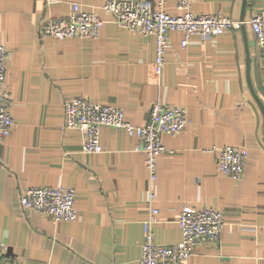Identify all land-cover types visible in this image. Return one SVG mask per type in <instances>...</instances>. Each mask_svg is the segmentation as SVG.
I'll return each mask as SVG.
<instances>
[{
  "label": "crops",
  "instance_id": "0c3cea01",
  "mask_svg": "<svg viewBox=\"0 0 264 264\" xmlns=\"http://www.w3.org/2000/svg\"><path fill=\"white\" fill-rule=\"evenodd\" d=\"M143 1V0H139ZM155 4L157 0H147ZM103 0H0V45L8 52L4 90L14 121L0 143V243L3 257L22 264H139L147 216L148 174L135 135L100 129L102 152L84 154L80 132L63 128V102L81 97L122 108L142 125L153 102L182 106L188 123L162 144L152 183L158 222L153 238L176 244L184 205L224 216L217 244H200L184 264H264V57L249 24L170 46L155 73L152 36L128 32L99 12L96 39L46 38L45 20ZM259 0H196L194 14L247 21ZM163 10L175 15L174 0ZM237 146L245 155L239 179L221 174L212 148ZM71 187L76 219L55 222L24 212L20 190Z\"/></svg>",
  "mask_w": 264,
  "mask_h": 264
},
{
  "label": "built area",
  "instance_id": "2783aa9c",
  "mask_svg": "<svg viewBox=\"0 0 264 264\" xmlns=\"http://www.w3.org/2000/svg\"><path fill=\"white\" fill-rule=\"evenodd\" d=\"M196 0H174L175 15L163 10L166 0L155 4L143 0H103L98 8L81 9L73 3L67 16L45 20L39 34L46 38L96 39L103 20L99 12L108 15L120 28L143 36H152L155 42L154 69L160 75L165 63V53L170 46L168 34L182 35L181 46L185 47L192 36L209 38L229 29H239L249 24L256 46L264 57V0L247 21L233 20L218 14H194L192 3ZM8 52L0 45V143L10 135L14 121L9 111L10 99L4 90ZM188 123L187 111L182 106L153 102L149 106L146 121L132 126L124 120L122 108L103 105L85 98H67L63 102V128L77 130L81 134V150L84 154L100 153V129L112 127L135 135L138 144L134 151L144 155V166L148 174L147 216L142 222L143 241L140 246L139 264H184L200 244H217L224 224V216L214 208H197L184 205L177 217L176 225L180 241L176 244H158L153 238V225L158 222V209L154 206L155 195L152 183L157 178V158L173 153L162 144L163 136H175ZM217 170L232 179H239L245 165V155L237 146L212 148ZM75 191L71 187H28L20 190L18 203L26 212L48 216L55 222H72L76 219ZM4 245L0 243V264H22L18 259L3 257Z\"/></svg>",
  "mask_w": 264,
  "mask_h": 264
}]
</instances>
